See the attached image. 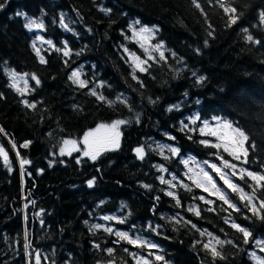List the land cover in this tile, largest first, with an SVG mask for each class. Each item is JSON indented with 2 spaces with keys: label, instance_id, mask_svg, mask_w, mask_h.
Returning <instances> with one entry per match:
<instances>
[{
  "label": "trees",
  "instance_id": "16d2710c",
  "mask_svg": "<svg viewBox=\"0 0 264 264\" xmlns=\"http://www.w3.org/2000/svg\"><path fill=\"white\" fill-rule=\"evenodd\" d=\"M196 2L200 8L193 0H0V147L8 153L7 162L0 156V264H37V256L39 264H143L136 257L153 249L116 232L155 244L168 264H257L264 219L237 192L231 208L196 184L161 182L160 168L183 175V156L236 160L201 143L197 125L214 118L245 132L247 163H238L264 174V0H226L234 24L220 0ZM29 19L44 27L29 29ZM133 20L155 27L167 48L145 71L125 51L141 53L129 36ZM12 71L27 74L26 94ZM117 120L126 121L119 147L85 156V134ZM64 140L81 147L61 154ZM238 184L251 194L250 178ZM233 223L252 233L247 243ZM209 241L220 256L204 248Z\"/></svg>",
  "mask_w": 264,
  "mask_h": 264
},
{
  "label": "snow or ice",
  "instance_id": "6c2138e0",
  "mask_svg": "<svg viewBox=\"0 0 264 264\" xmlns=\"http://www.w3.org/2000/svg\"><path fill=\"white\" fill-rule=\"evenodd\" d=\"M193 2L195 3V6L197 8H200V4L196 2V0H193ZM4 5L0 4V8H3ZM220 7L223 8L224 12L226 14L229 15V20L230 23L234 24L236 23L238 17H236L234 14L236 12V9L233 7H230L226 4V0H220ZM262 16H264V13H262ZM137 23H139V21H137ZM26 27H28L29 29L35 27V28H43L44 25L43 23H37L36 20H31L29 19L28 23L26 24ZM65 27H67V25H65ZM133 31L135 32V29H133ZM152 30L147 28V27H141L139 33H137V35L143 36V34L145 33H150ZM247 31V30H245ZM247 40L248 41H253V37L251 35L247 36ZM255 43H259V41H254ZM33 47H35V45H33ZM157 49H159L161 47V45H157L156 46ZM37 54L39 55V50L37 49ZM65 55H68V52L66 51L64 53ZM161 58H163V52L160 53ZM134 59H137L136 57H134ZM41 62H44L43 57H41ZM143 63V62H141ZM141 71H145V69L143 67L140 68ZM9 75L12 77L13 79V86H15V80L17 77V73L15 71H12L9 73ZM27 75V74H25ZM79 72H73L71 79H73L74 82L79 83L81 87L86 85V82L83 80L79 79ZM33 79L36 80V83L39 84L40 81L38 78L33 76ZM203 78H201L202 80ZM17 91H19L22 95L24 94L23 89H19L17 88ZM93 95H96L95 92L92 93ZM101 100L104 99V97H99ZM25 103L27 104L28 102L25 101ZM154 103V101H153ZM29 107H35V105L33 104H28ZM196 119H199V117H196ZM195 122V121H193ZM126 123V121L123 120H117L114 123H112L111 125H105V124H101L94 132H89L85 135L84 137V143L86 145H88V150L84 152L85 156H91V158L93 160L96 159L97 155L99 154V147H103L106 146L108 144H112L114 146H118V141H119V136L120 133L118 131V127L121 124ZM101 129H108L111 133V135L109 136H105V137H97L96 134L99 133L101 131ZM4 129L0 128V133H3ZM201 134H205V135H209V136H213L216 137L217 140L219 141V143H216L214 145H212L213 147H216L218 149H223L224 152L229 153V155L233 156L234 159L236 160H241L243 158V162L247 163V149L245 148V142L248 141L249 137L245 134V132L239 128L233 125L232 122L227 121V120H218L217 123L215 125H212L208 122H204L203 127L200 129ZM6 134V133H5ZM90 137H96V139L90 143L89 138ZM201 143H208L207 141H201ZM65 146L71 145L72 146V150H79L78 148H76V142L75 141H64ZM13 148H15V144L12 145ZM99 146V147H96ZM254 147V145H252ZM23 147H28V143H25L23 145ZM137 153L141 156V158L143 157V149L142 148H137L136 149ZM170 151L172 153H178V149L177 148H172L170 149ZM65 149L62 148L61 149V154H64ZM70 154V152H69ZM17 155H19V153H17ZM0 156H3L5 162H7L8 160V153L3 149V147H0ZM222 159V157H221ZM21 166H23L24 164L29 163V161L26 160H21L20 161ZM185 163H187V161H185ZM210 167L219 175L220 179L223 180L224 184L228 186V188L232 189L233 192H237L240 196V199L242 201H246V206L249 207V211L252 212L253 215L258 216L260 219H264V216L260 215L261 212H264V201H260L259 202V207H257L256 203L254 202V198H255V192L256 190L259 189H264V174H259V173H254L252 171H248L246 169L241 168L239 170V176L240 179H244L245 176H247L248 178H250L253 182L254 185L252 186V192L251 194L246 193L244 191L243 188H241L239 185H237L236 183H234L232 181V179H230V175L231 176H235L237 175L235 169L237 168V165L230 163L229 161H224L223 162V168L221 167H217L216 164H212L210 165ZM224 169H230L233 170L231 173L225 171ZM201 172L203 173V177L206 178L204 179L203 183L198 179L196 181L197 187H204L205 191H209V188L206 187L205 185H210L212 189H214V191L211 193L213 195H218L219 199L222 200L225 204H228L229 207L231 208H236V205L233 204L228 198L227 195L225 194V192L221 191V189L219 187H217L216 182L212 179V177L207 173L204 172L203 169H201ZM161 182L166 183V181L163 180V178L161 177ZM93 183V181H89V186H91V184ZM145 187H148L147 185H145ZM168 195H173L172 192H169ZM201 199H203V197H201ZM179 202V201H177ZM34 203V202H33ZM237 211H239V209H236ZM199 213L197 212V215ZM104 219H112L111 217H105ZM95 227H99V225H96ZM232 227L236 228L239 232H241L243 234L244 237V241L245 243L248 242V238L251 237L252 233L247 230L244 227H241L238 224L233 223ZM108 232H111L112 229L110 228H106L105 229ZM115 235H117L118 237H120L121 239L127 240L130 244H135L138 247H144L145 245H147L150 248H155L157 247L155 244H151L147 241H143L139 238L136 239H132L128 233L126 232H116ZM224 243V241H220L219 239L216 240V244H220L222 245ZM255 243L257 244L258 247H260L261 251H264V240H256ZM97 247H99V245H97ZM204 248L209 250L213 256H220L221 253L217 250V248L215 246L212 245V241H209L207 244H204ZM109 252V254L112 253V249H108L107 250ZM252 256L256 259L257 264H264V258L261 257H257L255 252L252 253ZM222 258V257H221ZM157 260H163L162 256H156ZM37 264H39V256H37ZM139 264V262H138ZM143 264H148V261L145 259L143 260Z\"/></svg>",
  "mask_w": 264,
  "mask_h": 264
},
{
  "label": "rangeland",
  "instance_id": "374dc122",
  "mask_svg": "<svg viewBox=\"0 0 264 264\" xmlns=\"http://www.w3.org/2000/svg\"><path fill=\"white\" fill-rule=\"evenodd\" d=\"M36 21H37V23H40L38 20H36ZM137 21L138 20H133L130 23L128 30H129V36L132 39H135L137 46H138V49L141 51V53H139L135 50H130L127 47L125 48V51L128 54L130 60L133 62L134 67L136 69H140L141 67L145 66L148 58L149 59L156 58L157 56H160L161 52H163V54H164L167 51V48L165 47L163 42L157 40L158 36H157V31H156L155 27L143 25L140 21H139V23H137ZM141 27H147V28L151 29L152 31L150 33L143 34V36L137 35V33H139ZM34 29H39V28L34 27ZM133 29H135V32L133 31ZM157 45H161V47L159 49H157V47H156ZM134 57L138 58V60L134 59ZM141 62H143V63H141ZM15 84L19 89L25 90L24 94H26L28 92V87L30 85V79L23 74H18L16 77V80H15ZM189 120H190V122H193V121H197L198 119L191 117ZM218 120L222 121L225 119L214 118V119H210V120H203L197 125V131L203 137V140L207 141L209 144H212V145L219 143L217 138L213 137V136L201 134L200 129L203 127L204 122H208L212 125H215ZM111 124H105V125H111ZM187 124H189V123H187ZM122 125L123 124L119 125V127H118V131L120 133L118 146H114L112 144H108V145L103 146V147L96 146V147H99V155L106 150L116 149L119 147L120 142H121ZM99 126L100 125L96 126L94 129H91L87 133L94 132ZM109 135H111V133L108 129H101V131L96 134L97 137H105V136H109ZM95 139H96V137H90L89 138L90 143L93 142ZM64 141H66V140H64ZM64 141L62 142V144L60 146V153H61L62 148L65 149L64 154H67V155H70V154L77 151V150H72L71 145L65 146ZM67 141H75L76 142V148L80 149L81 145L78 141H76V140H67ZM82 144L85 146V149L87 151L88 145H86L84 143V138L82 139ZM245 144H246V142H245ZM244 146L246 148V145H244ZM160 147L162 149L167 150V151H170V149H171V147L168 145H160ZM69 152H70V154H69ZM231 157L234 158L233 156H231ZM181 161L184 163L183 175H179L178 173L171 171L169 169H166V168H160V170L162 171V178L164 181H166V183H164V184H166L167 186H173V185L178 186V184L179 185L182 184L186 188L190 189L193 184H196V181L198 179L202 183H203L204 179H206L203 177V173L201 172V169H203V171L207 172L212 177V179L216 182L217 187H219L221 189V191L225 192L228 199H229L230 193L233 192L232 189L228 188V186L224 184L223 180L220 179L219 175L210 167V165L216 164L217 167L223 168V162L224 161H229L230 163L237 165V168L235 169L237 175H235V176L230 175V179H232V181L234 183H236L237 185H239L238 179L240 178L239 170L241 168L244 169V167L240 163H238V162L242 161V159L238 161V160H231L230 158L226 159L225 157H222V159H221V157H220L219 162H212V161H201V160L196 159L193 156H183V157H181ZM185 161H187V163H185ZM224 170L229 172V173H231L233 171L230 169H224ZM196 186H197V184H196ZM205 186L209 188V191H206V192L210 196L218 197V195L211 194L214 191V189H212L210 185H205ZM200 188L204 190V187H200ZM202 197L206 200H210V197H208L206 194H203ZM258 240H263V239H258ZM152 249H153L152 251L148 252L149 253L148 255L139 254L136 257V259L140 260L141 262H143V260L146 259L148 261V264H168L164 260V258H163V260H157L156 259V256H158V255L162 256L160 249L158 247H155ZM254 252H255L257 257L264 258V251H261L260 247L257 246V248Z\"/></svg>",
  "mask_w": 264,
  "mask_h": 264
}]
</instances>
